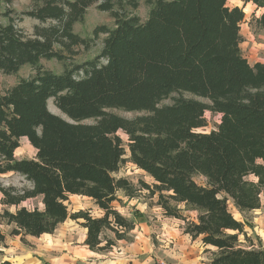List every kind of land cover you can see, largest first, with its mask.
<instances>
[{
  "label": "trees",
  "instance_id": "16d2710c",
  "mask_svg": "<svg viewBox=\"0 0 264 264\" xmlns=\"http://www.w3.org/2000/svg\"><path fill=\"white\" fill-rule=\"evenodd\" d=\"M147 1L141 20L124 8H137L136 0H38L21 15L55 23L35 26L32 37L15 26L9 10L0 13L7 18L0 23V71L35 70L0 93V175L13 172L29 182L0 184V220L13 235L38 237L70 218L86 229L88 249L107 250L114 240L103 238L104 229L123 239L133 228L112 203L118 190H129L127 180L114 176L126 161V144L127 158L153 180L142 187L157 195L165 217L182 220V232L205 246L208 264H264V246L254 245L246 222L228 208L232 202L242 213L258 209L264 190V62L251 65L240 50L244 9L227 0ZM240 1L264 8V0ZM95 3L114 19L112 28L92 30L94 38L105 35L99 54L62 73L44 69L42 59L65 57L55 45L67 53L88 47L73 26ZM256 22L264 33V12ZM184 91L208 103L177 98L160 105ZM49 99L63 116L48 109ZM111 109L142 113L124 118ZM206 111L219 121L208 133L196 132ZM21 137L36 150L34 158L14 156ZM70 195L90 198L102 215L70 212ZM37 198L41 207L20 206ZM4 239L0 232V248ZM0 264H13L1 249Z\"/></svg>",
  "mask_w": 264,
  "mask_h": 264
},
{
  "label": "rangeland",
  "instance_id": "374dc122",
  "mask_svg": "<svg viewBox=\"0 0 264 264\" xmlns=\"http://www.w3.org/2000/svg\"><path fill=\"white\" fill-rule=\"evenodd\" d=\"M137 8L131 7L125 3L126 12L132 15H138L141 20L147 17L150 10L147 0H136ZM38 0H12L11 3L5 4L1 1L0 13L5 10L10 11V15L14 19L15 26L26 37L34 36V27L37 25L47 27L48 24H54L55 21L47 20L45 23H40L35 18H30L21 15L22 12L32 9ZM228 6L243 7L244 18L240 24L239 35L241 42L239 44L242 55L247 59L248 63L264 62V33L257 25V18L264 12V8L256 7L254 4L247 2L243 3L240 0H227ZM86 12L81 21H77L73 26V32L80 37L87 39L88 47L83 45L74 46L72 53L62 51L55 45L57 51L65 55L62 61L55 58L42 59L40 64L46 70H52L55 73H62L64 68H70L73 65H78L85 61L92 60L102 47L104 34H99L97 37H92V30L95 26L105 25L110 28L114 26V19L109 11L104 12L96 8V3L86 8ZM21 18V19H19ZM7 18L0 16V23H5ZM35 70L30 65H22L15 74H5L0 71V93L14 85L20 78H30L34 75ZM177 98H188L207 102L208 100L202 97L195 96L187 91L173 92L168 98L162 100L160 105H169ZM48 109L60 116V112L53 104V100L49 99ZM113 113L121 117L134 118L140 116L138 112L122 111L119 109H111ZM203 118L205 125L195 129L196 132L208 133L215 129V125L219 121V114L206 111ZM123 143L126 141V134L122 131L118 132ZM19 148L15 151L14 156L17 159L34 158L35 149L29 144L26 137H21L19 140ZM126 161L122 163L120 168L114 172L116 178H124L128 182V192L118 190L116 193L117 200L113 201L115 209L123 217L133 221V229L136 231H128L125 238L116 240L114 233L108 229L102 232L103 238L114 240V243L107 250L92 251L83 244V227L80 221L67 218L66 221L59 224L51 234H41L38 237L23 235H13L10 233L12 225L6 221L0 220V232L5 236L3 246L0 248L3 251V257L9 259L13 264H99L100 262L121 263V260H127L128 253L121 246H125L124 241H135L134 236L137 234L139 238L134 244L137 250L135 261L131 264H147L144 258H147L149 264H208L210 252L202 246L198 239L192 240L189 235L182 232L183 221L177 218L165 217L162 214L160 206L157 204L156 194H151L150 190L142 187V182L152 185L151 177L144 171L138 169L127 157L128 150L125 144ZM254 180L253 175H248L246 180ZM194 180L198 184L204 182L202 176H194ZM0 184L3 186L13 185L16 188L27 187L29 182L23 177L13 172H6L0 175ZM2 194L0 193V198ZM260 207L255 210L240 212L232 202H229L228 208L232 215L238 220L246 222L251 226H245L248 235L251 236L254 245L264 246V193L260 194ZM66 205L70 212L78 210H88L93 217L99 216L102 211L93 204L92 200L86 196L70 195ZM20 206L27 208L41 207L39 198L23 201ZM180 207H182L180 205ZM4 206L0 204V213ZM11 211L15 207H9ZM193 217V212H187L185 215ZM140 226L143 229H140ZM85 230V229H84ZM143 233L142 236L138 233ZM239 240L243 242V237L240 235ZM120 242V243H119ZM104 242H102L103 244ZM127 253V254H126Z\"/></svg>",
  "mask_w": 264,
  "mask_h": 264
},
{
  "label": "crops",
  "instance_id": "0c3cea01",
  "mask_svg": "<svg viewBox=\"0 0 264 264\" xmlns=\"http://www.w3.org/2000/svg\"><path fill=\"white\" fill-rule=\"evenodd\" d=\"M143 171V170H142ZM146 173V172H145ZM152 179V178H151ZM151 183H153V180H152V182ZM263 193H264V190L262 191ZM262 194V193H261ZM99 209V208H98ZM100 210V209H99ZM101 211V210H100ZM100 215H102V213L100 214ZM99 215V216H100ZM85 228L83 227V238L85 239V237H86V234H85V231H86V229L84 230ZM136 229H137V227H136ZM136 229H131L133 232L134 231H136ZM140 229L142 230L143 229V227L142 226H140ZM130 231V230H129ZM141 236H142V234L143 233H141V232H138ZM134 236V239H135V241H129L128 243L126 242V241H124V243H125V246L123 247V246H121L120 245V247L121 248H123V250L125 251V252H127L128 253V255H127V257H128V259L127 260H121L122 262L121 263H113V264H131V263H129L130 261H132V263L135 261V258H136V256H137V250H136V248H134V244L136 243V240L139 238V236L137 235V234H135V235H133ZM108 238H110V237H108ZM84 239H83V241H84ZM116 240H122V239H116ZM120 243V242H119ZM85 245V244H84ZM86 246V245H85ZM90 250V249H89ZM126 253V254H127ZM147 258L148 257H146V258H144V261H145V263H147V264H149L148 262H147ZM99 264H112L111 262H104V261H102V262H100Z\"/></svg>",
  "mask_w": 264,
  "mask_h": 264
}]
</instances>
